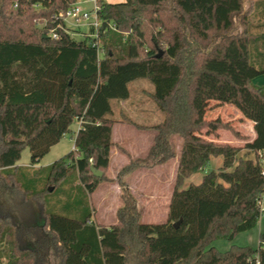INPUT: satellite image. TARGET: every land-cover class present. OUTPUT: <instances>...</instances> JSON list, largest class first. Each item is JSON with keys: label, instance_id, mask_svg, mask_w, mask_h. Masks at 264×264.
<instances>
[{"label": "trees", "instance_id": "obj_1", "mask_svg": "<svg viewBox=\"0 0 264 264\" xmlns=\"http://www.w3.org/2000/svg\"><path fill=\"white\" fill-rule=\"evenodd\" d=\"M76 1L0 0V264H51L49 253L56 264H264V234L256 249L210 246L264 220V85L252 83L264 75V0H97L98 49L69 37L59 19ZM141 79L164 116L150 127L112 117L111 102L127 100ZM195 99L233 105L255 138L241 147L193 138L215 125L192 121ZM75 120L71 152L44 168L16 165L24 147L35 165ZM115 123L156 135L144 158L110 180ZM174 135L181 146L166 219L143 223L126 177L173 159ZM212 157L222 166L181 189ZM109 182L122 205L106 227L91 221L87 199ZM49 188L61 200L47 208Z\"/></svg>", "mask_w": 264, "mask_h": 264}, {"label": "crops", "instance_id": "obj_2", "mask_svg": "<svg viewBox=\"0 0 264 264\" xmlns=\"http://www.w3.org/2000/svg\"><path fill=\"white\" fill-rule=\"evenodd\" d=\"M80 1L81 0H77V2ZM119 3L122 2H113L111 4ZM82 6L86 8L85 5ZM147 96L149 98V94H147ZM118 102L119 104H121L118 105V118L115 119L119 120L123 114L124 116L135 122L127 113L133 110H127L128 108L124 106L123 101ZM193 103L195 105V108H192V113L194 114V122L204 120L203 116L206 115L203 114L204 107L210 104L216 105L217 109H219L220 111H228V115L234 117L238 122V125H236L237 127L234 126L233 123H231L233 121L230 117V119L228 118V120L226 121L231 123V125L225 124L226 127L222 126L220 128V131L208 134L203 133L201 131V127L195 128L190 132V136H192L193 138L206 140L215 144L236 147L247 144V142H251L255 138V124L249 120L244 119V117L240 115V113L235 109L233 105H224L220 102L209 103V101L200 99L193 100L192 104ZM209 112V114H211L212 110H209ZM209 121L212 120L210 119ZM153 125L156 124H147L142 126L150 127ZM232 128H235L233 130H235L237 135L231 133ZM242 128H245L247 130V134L243 132ZM155 135L156 132L151 129L137 130L130 125L115 123L112 127L111 141L114 146L110 149L109 166L106 174L107 177L110 180H113L119 169L127 165L130 160L144 158L149 148L153 144ZM177 154H179V152H177ZM173 161V163L167 162L153 168L136 169L126 177L128 189L130 191V194L136 201V206L140 214L141 222L144 218L152 219L165 217L166 219L177 168V162H175V159ZM94 194H97L98 196L96 201L97 207H99L101 211V216L103 218H113L111 222H107L109 223L108 225L103 226L109 227L115 225L117 223L116 211L122 205L120 200V189L118 185L115 182L102 183L98 186V188L92 195ZM94 211L96 215L97 211Z\"/></svg>", "mask_w": 264, "mask_h": 264}, {"label": "rangeland", "instance_id": "obj_3", "mask_svg": "<svg viewBox=\"0 0 264 264\" xmlns=\"http://www.w3.org/2000/svg\"><path fill=\"white\" fill-rule=\"evenodd\" d=\"M104 3H113V2H124V0H101ZM252 2L260 1V0H251ZM77 2V1H76ZM251 4L250 0H245V7H248ZM86 9L91 8V4L85 5ZM256 21L254 20V23ZM38 27H42V24H39ZM87 29L86 27H73L70 26L69 28V37L75 40H79L82 38V36H86ZM252 83L258 86L264 85V75L261 77L253 79ZM129 98L124 102V106L128 108L127 110L132 109L133 111L127 112L129 116L138 124L141 125H147V124H158L163 120V114L162 112L157 108V106L154 104V102L148 98L147 94H152L154 91V87L151 83H149L147 80H136L129 84ZM209 103H217L216 101H209ZM219 103V102H218ZM121 104V103H120ZM118 101H112L111 106L113 109V117L118 118V105H120ZM223 104V103H222ZM225 105V104H224ZM192 108H195L194 103L192 104ZM209 110H212V113L209 114ZM218 111V112H217ZM193 112V111H192ZM228 111H220L217 109L216 105L210 104L204 107V113L206 114L203 116V121L207 122L210 119L212 121H209L211 123H214L215 125H202L201 131L203 133H212L220 131V128L226 127V125H231L233 123L234 126L238 125L237 121L234 117H231L228 115ZM127 114V115H128ZM232 118L231 123H229L228 118ZM194 119V114L192 113V121ZM226 124V125H225ZM237 127V126H236ZM77 123L74 121L73 124L70 126V134L64 135L60 141L52 146L48 153L40 159L35 165L31 166V160H30V152L27 147H24L21 151L20 159L16 163L18 167L22 168H44L51 164H53L55 161L66 155L67 153L71 152L73 150V135L76 132ZM235 128L231 129L232 134H236ZM237 129V128H236ZM243 132L247 134V130L245 128H242ZM237 135V134H236ZM170 144L172 147V150L174 151V158L167 161L168 163H173L174 159L175 162H177V157L179 152V148L181 146V139L177 136H171ZM243 146V145H241ZM240 146V147H241ZM247 152L242 150L238 153V156H243ZM252 157V155H250ZM262 158H264V154H262ZM173 161V162H172ZM166 162V163H167ZM165 164V163H164ZM162 165V164H161ZM170 165V164H169ZM222 166V158L221 157H212L210 158V161L208 162L207 166L204 168L202 172H198L196 174H193L188 179H186L182 185L181 189L187 188L191 184H198L200 183L203 174H205L208 171H217ZM30 170V169H29ZM53 189V188H52ZM97 194L92 195L91 197H88L87 202L90 210L92 211V217L91 221L93 223H98L100 225H108L111 222L113 218L105 217L103 218L101 216V211L99 207H97ZM46 200L47 208L48 206H56L58 205V202L61 200V194L59 190L54 191H48L47 195L44 198ZM262 205H264V202H262ZM34 210L36 213H38V208H36L34 203ZM97 211V214L95 215V211ZM99 215V216H98ZM115 219V218H114ZM41 219H37V222L39 223ZM165 221V217H159V218H152V219H142L143 223H163ZM264 234V220L260 219L256 226L250 231L243 232L237 234L232 241H228L225 239H215L211 242V245L213 248L218 250L219 252H226L229 250L232 246L237 245L241 247H251L256 249L259 245V235ZM49 261H51V264H56L57 260L52 256L51 253H49ZM1 262L4 264L5 260L1 259Z\"/></svg>", "mask_w": 264, "mask_h": 264}, {"label": "built area", "instance_id": "obj_4", "mask_svg": "<svg viewBox=\"0 0 264 264\" xmlns=\"http://www.w3.org/2000/svg\"><path fill=\"white\" fill-rule=\"evenodd\" d=\"M97 0H81L80 2H76L73 4L65 13L59 15L60 21L65 26V31L69 34L70 26L75 28L77 27H86L87 32L85 33L86 36H82V38H90L93 39L91 45L98 49V43L95 40L98 39V32L101 27V21L97 17L98 7L96 5ZM91 4L90 9H86L82 5ZM110 28L113 29V26L108 25ZM50 37L52 39H57V35L54 31H50ZM77 123V131L81 128V122L75 120ZM74 133V134H75ZM261 157V162L264 163V158ZM264 245V243H262ZM255 264H258L256 262Z\"/></svg>", "mask_w": 264, "mask_h": 264}, {"label": "water", "instance_id": "obj_5", "mask_svg": "<svg viewBox=\"0 0 264 264\" xmlns=\"http://www.w3.org/2000/svg\"><path fill=\"white\" fill-rule=\"evenodd\" d=\"M161 55H162V53L159 52L157 55H155V58H159V57H161ZM91 171H92V173H93V175H94L95 177H100V176H101V173L97 172V171L94 170L93 168H91ZM51 190H52V188H49V191H51ZM178 224H179V223H175V224L173 225V227L176 228V227L178 226Z\"/></svg>", "mask_w": 264, "mask_h": 264}]
</instances>
